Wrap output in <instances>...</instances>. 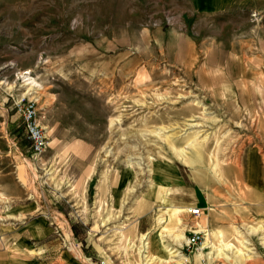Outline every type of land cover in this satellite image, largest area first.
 <instances>
[{
  "label": "rangeland",
  "instance_id": "obj_1",
  "mask_svg": "<svg viewBox=\"0 0 264 264\" xmlns=\"http://www.w3.org/2000/svg\"><path fill=\"white\" fill-rule=\"evenodd\" d=\"M199 1L0 0V261L178 264L197 219L222 237L207 239L204 264L264 258L263 2ZM22 97L48 139L37 158ZM60 123L72 134L54 141ZM157 169L174 203L143 202L137 218ZM107 183L127 187L117 206L103 189L94 200Z\"/></svg>",
  "mask_w": 264,
  "mask_h": 264
},
{
  "label": "crops",
  "instance_id": "obj_2",
  "mask_svg": "<svg viewBox=\"0 0 264 264\" xmlns=\"http://www.w3.org/2000/svg\"><path fill=\"white\" fill-rule=\"evenodd\" d=\"M229 1H232V0H211L209 3H205L204 0H203L202 2L199 1V3H197V6L192 5V8H193L194 11L195 10L196 11L199 10V11H202V12H204V11H209L210 12L211 10L214 11V10H217V9H220V8L226 6L229 3ZM260 1L263 2V8H264V0H260ZM252 3L254 5V7H255V11L260 12V10H258L257 7H256V4H257L256 0H252ZM261 11H262V9H261ZM58 109H59V114L60 115H62L63 113L64 114L67 113L66 112V108L63 105H59ZM60 122H62V121H60ZM44 131H45V129H44ZM69 134H72L71 133V129L69 128V126L67 128H64L62 123H60V124L57 125V128L54 131V134L53 135L50 134V136L53 137L52 140H54V141H64V140H66V136H68ZM71 140L72 141H77V140H81V139L72 138ZM169 176L170 175H167V177H166L164 171H161L160 169H157V171L155 173V181H154V183H155L154 185L155 186H154L153 190H151L149 195H148L149 201L148 200L144 201V199L142 198V199H140V202L134 208V212L135 213L137 212V214H136L137 218H139V215H141L140 212H142V211H144L146 209L145 205H143L144 204L143 202H145V203L146 202H151L150 203L151 205H156V206H159V205H162V204L163 205L164 204L165 205L166 204L170 205V204L174 203L172 201V199L167 196V188H165L166 186H163V185H165V181H169L170 180L171 177H169ZM158 187L160 189H158ZM102 189L107 191L105 195L108 197L109 203L111 205L117 206V205H119V202L122 199L121 198L122 197V191H125L127 189V187L125 185H120V186L117 187L116 183H107L105 185V187H101V184H98L97 187L95 185H93L92 186V190L95 191L94 195L95 196L97 195L96 198H94V200L98 199V201H100L99 195H100V190H102ZM83 190H84V188H83ZM70 200H72V199H70ZM176 200H178V199H176ZM194 200H195L196 204H200L201 206L205 203L203 198L201 199V198H198V197H194ZM203 201H204V203H203ZM181 203L183 205L188 204L189 203V199L185 198V199H183L181 201ZM146 204H149V203H146ZM153 207L154 206H152V208ZM147 210H149V209H147ZM140 222L141 221L136 220V222H133V223H135L139 227ZM196 222H197L196 223L197 228H199V229H210L211 233L208 232V236L206 237V239H208V238H210V239L215 238L216 240L219 239V238L222 239V237L219 235V231H217L218 229H216L217 225L215 223V219H206L202 223L201 222L198 223V219H197ZM140 227H142V225H140ZM140 227H139V229H140ZM139 229L138 228L135 229L134 232L135 233H139V235H141L142 237L146 236L148 234L147 230L145 231V230H141V229L139 230ZM32 233L38 234L37 228L33 229ZM210 234L211 235L213 234L212 235L213 237H211ZM135 235H134V237H135ZM150 236H152V235H150ZM150 236L146 237V239L148 240L147 243L150 242L149 245H151L152 247H155L157 249L160 248L159 244L157 243L156 237L155 236L154 237L153 236L150 237ZM154 242H155V245H154ZM209 243L211 244V246L213 245L211 242H209ZM162 248H163V246H162ZM191 261H192L193 264H195V262L193 261V257L191 258ZM0 264H20V263L14 261V260H12V261L10 260V261H0ZM206 264H229V263H227V261L223 260V261H221L219 263L218 262L215 263V262L211 261V262L206 263ZM254 264H264V258L261 255H258V257L256 258V262Z\"/></svg>",
  "mask_w": 264,
  "mask_h": 264
},
{
  "label": "built area",
  "instance_id": "obj_3",
  "mask_svg": "<svg viewBox=\"0 0 264 264\" xmlns=\"http://www.w3.org/2000/svg\"><path fill=\"white\" fill-rule=\"evenodd\" d=\"M13 106L21 121L24 139L28 142L27 146L30 153L36 158L40 157L48 147V139L44 128L39 123L36 101L32 98L24 99L22 97ZM188 215L192 219H197L200 216V209L191 208ZM187 227L188 230L182 239V248L188 255L182 258L178 264H193L191 258L195 254L206 251L204 253L205 257L200 258V264H203L207 258L206 256L210 254L206 232L193 228L194 222H190V225H187ZM205 243H207V246Z\"/></svg>",
  "mask_w": 264,
  "mask_h": 264
},
{
  "label": "bare ground",
  "instance_id": "obj_4",
  "mask_svg": "<svg viewBox=\"0 0 264 264\" xmlns=\"http://www.w3.org/2000/svg\"><path fill=\"white\" fill-rule=\"evenodd\" d=\"M25 74H27V73H25ZM27 80H29L30 82H28L27 83V85H30V84H33V82H32V80L30 79V78H28ZM190 211V209H188V212ZM163 221L161 220L160 221V224L162 223ZM178 238H179V240L180 239H182L183 238V235L180 233V235L178 236ZM263 243H264V241H263ZM205 245L207 246V243H205ZM209 245V244H208ZM211 248H212V246L211 245H209ZM237 252V251H236ZM171 253H175L174 251L173 252H171ZM170 253V254H171ZM175 255H177V254H175ZM198 255H201L202 256V254L201 253H198ZM179 257V256H178Z\"/></svg>",
  "mask_w": 264,
  "mask_h": 264
},
{
  "label": "trees",
  "instance_id": "obj_5",
  "mask_svg": "<svg viewBox=\"0 0 264 264\" xmlns=\"http://www.w3.org/2000/svg\"><path fill=\"white\" fill-rule=\"evenodd\" d=\"M24 141L28 144V142L24 139Z\"/></svg>",
  "mask_w": 264,
  "mask_h": 264
}]
</instances>
